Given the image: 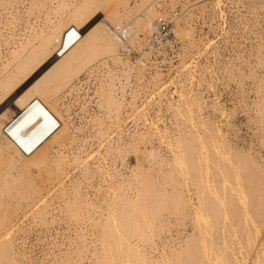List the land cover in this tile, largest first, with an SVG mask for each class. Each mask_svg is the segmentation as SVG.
<instances>
[{"label":"bare ground","instance_id":"6f19581e","mask_svg":"<svg viewBox=\"0 0 264 264\" xmlns=\"http://www.w3.org/2000/svg\"><path fill=\"white\" fill-rule=\"evenodd\" d=\"M21 1L0 0L2 5H12L5 10L10 9L7 12L15 19L20 17L13 6ZM154 1L28 0V30L7 49V57L0 59V264L25 260L16 235L23 227L22 218L30 217L36 224L48 226L54 222L55 209L73 225L74 232L49 264H264V158L254 155L256 150L253 153L248 148L245 138H238L231 114L221 107L213 104L214 109L202 116L207 101L196 87L199 81L196 89L183 84L192 71L183 70L185 78L178 77L184 82L175 99L177 104L166 106L174 117L175 132L170 134L169 156L165 157L163 151H146V146L142 150V144L161 134L158 127L154 132L138 130V119L144 116L136 113V101H144L147 95L142 99L140 89L126 100L128 81L116 83L109 66L97 88L96 109L87 108L86 101L79 103L76 97L79 110L67 102L74 81L92 65L104 67L107 60L114 64L119 61L120 43L112 28L143 45L158 15ZM202 5L214 7L211 0ZM41 6L47 10L33 15L32 9ZM256 18L261 19L259 12ZM177 31L186 34L183 26ZM193 41L187 42L188 53ZM263 51L259 50L261 65ZM144 68L141 63V81ZM176 68L203 69L184 61ZM154 74L151 80L159 78L157 71ZM256 75L251 76L256 82L255 95L264 94V75ZM178 79L174 80L176 84ZM217 98L209 100L214 103ZM261 101L249 103L264 117ZM214 112L225 115L227 130L223 131L211 117ZM73 114L80 119L79 125H74ZM255 121L263 124L258 126L257 141L264 147V120L260 117ZM228 129L234 132L232 137ZM86 130L94 134V155L87 151L94 141L90 145L78 142L75 156L65 151L64 147L75 144L74 134ZM116 159L127 161L128 170H116Z\"/></svg>","mask_w":264,"mask_h":264},{"label":"rangeland","instance_id":"374dc122","mask_svg":"<svg viewBox=\"0 0 264 264\" xmlns=\"http://www.w3.org/2000/svg\"><path fill=\"white\" fill-rule=\"evenodd\" d=\"M30 2V1H29ZM28 2V0H23V1H21L20 3H17L15 6H13V9H14V12L16 11V15H18V17H20V18H13V17H10L11 15H9L8 14V10L10 11V9H12V5L11 4H8V5H2L1 4V2H0V59H2L3 57L5 58V57H7V54H8V52H7V49L8 48H10V46H12V45H15V43L17 42V40L18 39H20V38H22L23 37V34H25L26 32H27V30H28V25H27V23H26V17H25V14H26V8L27 7H29V3ZM6 7H10V9H6L5 10V8ZM39 9H37V8H33L32 9V12H33V15H37V14H41L40 13V11H42V10H47L45 7H38ZM39 10V11H38ZM31 20H33V19H31ZM254 20V21H253ZM40 21V24H42L43 22H44V20H39ZM251 21H252V26H251ZM250 22H248L249 23V27H248V29H247V32L246 31H244V32H246V33H239L238 32V35L236 36V51H235V54H237V57H235V54H234V59H233V62L232 63H229V66H228V64H227V66L229 67V69H228V67L226 66V63H228V58H227V56H226V54H225V56H226V58L227 59H225V67H227L226 69H228V71L225 69V67L224 66H222L221 67V69L219 68V69H217V68H209V70H208V68H203V69H199V68H193L194 70H192V68L191 69H178V68H144V70H146V71H144L143 70V72H142V76H141V78H142V81H141V79H140V82H143V83H140L139 82V84L141 85V87H140V85H139V90L141 89V90H143V92L142 91H140V93H141V96L140 97H142V99H143V96H146L147 95V99L146 98H144L143 100L144 101H142V100H137L136 101V106L137 107H139V108H137L136 109V113L137 112H139V113H141V114H143V115H141L142 117L144 116V119L142 118V117H139V118H142V119H138L139 120V122H137L138 123V130H142V131H150V129H151V131H153V129H154V131H157L158 130V128H159V130H160V132H161V134L160 133H158V135L157 136H152L151 137V139L153 138V140H151L150 139V141L149 142H147V143H145V142H142V143H145V145L143 146V144L141 145L142 146V150L144 149V147L146 148V151H151V152H154V151H158V153L159 152H161L162 153V151H163V153L161 154V153H159V154H161L162 155V157H165V156H169V153H168V148H169V144H170V142L171 141H168L171 137H170V134H172V133H174L175 132V126H174V117L172 116V115H170L171 114V110H169L166 106H167V104H173V106L174 105H176L177 103H176V100L175 99H178V97H177V94L180 92V88L183 86V84L184 85H186V84H189V85H186V86H188V87H192V89L194 88V89H196V87H198L197 89L199 90V92L200 93H202L203 95H202V97L203 96H205V98L203 97V99L205 100V101H207V105H206V107L205 108H203V110L201 111V113H202V116H204L205 115V113L207 114V113H210L213 109H214V107H213V104H216V106H219V107H221L222 108V110H224L225 112H226V114L228 113V114H231V119H232V121H231V123H234V127L232 126V128H233V130H235V126H236V130H238V131H234V132H238V134H237V136H238V138L240 139V138H243L242 140L244 141L245 139V141H246V143H247V145H249V147L248 148H250L251 150H252V152L254 153V151H255V153H254V155H259V156H263V158H264V147L263 146H261L262 145V143H260V140L258 139V141H257V138L258 137H260V134L258 133V132H260V131H258L257 132V129L259 128V127H261V125H263V124H261V123H259L258 122V125L256 124V123H254V120H256L257 121V118H260L261 117V119H263L264 120V117H262L263 116V114H262V116H261V111H258L257 113L255 112V111H257L256 109H253L252 107H254L255 108V106H253L252 104L255 102V101H258L259 100V102L261 101V97H263L264 98V94H263V92L262 93H260L259 95H258V93H257V95H255V90H256V82L254 81V78L253 77H251V76H257L256 74H259V75H264V65H261L260 64V62H259V59L261 58V55H260V53H259V50L260 49H263L264 50V19H259V18H255V19H252ZM248 30L250 31V30H252V32H248ZM142 34H140L139 36H141ZM242 35V36H241ZM246 40V42L244 41V40ZM242 43V44H241ZM248 43V44H247ZM240 45V46H239ZM246 45V46H245ZM238 46V47H237ZM241 46H242V48H241ZM250 46V47H249ZM240 47V48H239ZM246 49H244V48ZM239 49V50H238ZM251 49V51H249ZM247 50H248V52H247ZM246 54V55H245ZM262 54H264V51L262 52ZM239 55V56H238ZM2 57V58H1ZM239 58H242L241 59V61H238V60H240ZM247 59V60H246ZM243 60V61H242ZM238 61V62H237ZM247 61H248V63H250L249 65L251 66H249L248 65V63H247ZM235 62V63H234ZM242 62V63H241ZM246 62V63H245ZM237 63V64H236ZM239 63H241V64H239ZM243 63H245V64H243ZM230 64H232V66H230ZM234 64H236L235 66V68H233V66H234ZM239 67H238V66ZM247 66H248V68H247ZM230 67L232 68V69H230ZM250 67V68H249ZM224 68V69H223ZM238 68L240 69V71L242 72H238ZM153 71H152V70ZM158 69H159V71L161 72V74H160V72L158 71ZM176 69V70H175ZM206 69V70H205ZM235 69V70H234ZM237 69V70H236ZM252 69V71H250V70ZM174 70V71H173ZM179 70V71H178ZM182 70V71H181ZM183 70L185 71V70H189V71H192V73L190 72V76L188 75V77H190V78H188V81L190 82V83H188V81H186V83H183L184 81H182L181 79H183V78H185V76H184V73H183ZM200 71V73L199 72H197V71ZM207 71V72H205V71ZM221 70V71H220ZM224 70V71H223ZM147 71H148V73H147ZM157 71V75H159L158 77L159 78H157V79H154L153 77V79L155 80H151L150 78H151V76H153V75H155L154 73ZM195 71H196V73H195ZM223 71V72H222ZM229 71H231V72H229ZM234 71V72H233ZM154 72V73H153ZM159 72V73H158ZM178 72H180V73H178ZM182 72V73H181ZM194 72V73H193ZM205 74H204V73ZM214 72V73H213ZM228 72L229 73H231V74H228ZM234 74H233V73ZM238 72V73H237ZM251 73V72H253L251 75L250 74H248V73ZM255 72V73H254ZM153 73V74H152ZM167 73V74H166ZM175 73V74H174ZM225 73V74H224ZM245 73H247V74H245ZM147 74V75H146ZM164 74V75H163ZM171 76H170V75ZM173 74V75H172ZM179 76H178V75ZM182 74H183V76H182ZM204 74V75H203ZM213 74V75H212ZM221 74H222V76H223V78H222V76H221ZM233 74V75H232ZM236 74V75H235ZM240 75V77L238 76V75ZM243 74H244V76H243ZM145 75V76H144ZM149 75V76H148ZM151 75V76H150ZM167 75V77H165ZM177 75V76H176ZM194 75V76H193ZM200 75V76H199ZM209 75V76H208ZM249 75H250V78L248 79V77H249ZM161 76V77H160ZM170 76V77H169ZM174 76V77H173ZM181 76V77H180ZM204 76H206V78L204 77ZM227 76L229 77L228 79H229V81H228V79H226L227 78ZM234 76H237L238 77V80H235V77ZM243 76V77H242ZM169 77V78H168ZM176 77V78H175ZM178 77L179 78H181V79H178ZM193 77H196V78H193ZM230 77H234V78H230ZM242 77V78H241ZM193 78V79H192ZM198 78V79H197ZM201 78V79H200ZM203 78V79H202ZM204 78H205V80H204ZM210 78H212L211 80L212 81H210ZM145 79H146V81H145ZM148 79V80H147ZM179 80L178 82H177V84H176V81L174 82V80ZM195 79V80H194ZM231 79V80H230ZM237 79V78H236ZM251 79V80H250ZM163 80H164V82H163ZM173 80V81H172ZM191 80V81H190ZM197 80V81H196ZM200 80H202V81H200ZM208 80V81H207ZM223 80V81H222ZM226 80V81H225ZM241 80V81H240ZM145 81V82H144ZM148 81V82H147ZM153 81V82H152ZM157 81H158V83H157ZM166 81V82H165ZM169 81H171L170 83H169ZM182 81V82H181ZM201 83V85H200V83ZM214 81V82H213ZM147 82V83H146ZM151 82V83H150ZM168 82V83H167ZM174 82V83H173ZM179 82H181V83H179ZM196 82H198V84L196 83ZM204 82H206V85H205V83ZM208 82V83H207ZM210 82H212L213 84H215V85H213L212 83L210 84ZM220 82V83H219ZM255 82V83H254ZM154 83V84H153ZM163 83H165V84H163ZM178 83L180 84L179 85V87H177V85H178ZM183 83V84H182ZM194 83V85H192ZM229 83V84H228ZM247 83V84H246ZM145 84V85H144ZM152 84L155 86L154 88L153 87H151L152 86ZM176 84V85H175ZM181 84H182V86H181ZM196 84L198 85V86H196ZM208 84V85H207ZM220 84V85H219ZM242 84V85H241ZM253 86H252V85ZM148 85V86H147ZM170 85V86H169ZM200 85V86H199ZM202 85H204V86H202ZM224 85V86H223ZM240 85H241V88H240ZM246 85V86H245ZM144 86H146L147 88H148V90H146L147 88H144ZM161 86L163 87V89L161 88ZM167 86V87H166ZM194 86H196V87H194ZM201 86H202V89H201ZM216 88H215V87ZM223 86V87H222ZM237 86V87H236ZM159 87V88H158ZM166 87V88H165ZM200 87V88H199ZM215 88V89H213V88ZM219 89H218V88ZM239 87V88H238ZM243 87V88H242ZM255 89H254V88ZM150 88H153L152 90L150 89ZM231 88H232V90H231ZM236 88V89H235ZM155 89V90H154ZM160 89V90H159ZM166 89V90H165ZM179 89V90H178ZM201 89V90H200ZM243 89V90H242ZM150 90V91H149ZM166 92H165V91ZM171 90H173V91H171ZM178 90V91H177ZM250 90V91H249ZM252 90H254V91H252ZM161 91V92H160ZM249 91V92H248ZM175 92H177V93H175ZM216 92V93H215ZM227 92V93H226ZM159 93H161L160 95H158ZM163 93V94H162ZM205 93V94H204ZM225 93V94H224ZM247 95H246V94ZM156 94V95H155ZM167 94V95H166ZM171 94H173L172 96H171ZM152 95H153V97H152ZM176 95V96H175ZM211 95V96H210ZM213 95V96H212ZM153 98V99H151V97ZM155 96V97H154ZM163 96H165V98L163 97ZM172 97L173 98V100L171 101V98H169V97ZM208 96H210L209 98H207ZM261 96V97H260ZM148 97H150V98H148ZM158 97H160V98H158ZM214 99H213V98ZM219 99H218V98ZM221 97H223V98H221ZM249 97V98H248ZM255 98V100H254V98ZM260 97V99H258V98ZM155 98H157V99H155ZM213 99V101L214 100H216V98H217V102L215 101L214 103L213 102H211L212 101V99ZM258 100H257V99ZM155 99V101H152V100H154ZM160 99H161V101H160ZM165 99V100H164ZM206 99H208V100H206ZM211 101H210V100ZM253 99V100H252ZM154 102L155 104H153L152 102ZM175 100V101H174ZM250 100V101H249ZM138 101H139V103H138ZM158 101V102H157ZM160 101V102H159ZM263 101V103H264V100H262ZM261 101V102H262ZM144 102V103H143ZM146 102V103H145ZM164 102H166V103H164ZM211 102V103H210ZM249 102H251V103H249ZM259 102H257V103H259ZM150 103V104H149ZM158 103V104H157ZM160 103H162V104H160ZM256 103V102H255ZM142 104H143V107H142ZM145 104V105H144ZM147 104V105H146ZM157 104V106H155ZM160 104V105H159ZM149 105V106H148ZM151 105H152V107H151ZM159 105V106H158ZM162 105V106H161ZM255 105V104H254ZM140 106L143 108H140ZM156 108H155V107ZM164 106H165V108H164ZM250 106H251V108H250ZM147 107H148V109H147ZM161 107V108H160ZM150 108V109H149ZM154 109V110H156V111H154L155 112V114H154V112L152 111V109ZM250 110H249V109ZM139 109V110H138ZM148 110V114H147V111H145V110ZM157 109H158V111L159 112H157ZM165 109H167V110H165ZM248 109V110H247ZM160 110H162L161 112H160ZM255 110V111H254ZM145 113H144V112ZM152 111V112H151ZM208 111V112H207ZM245 111H247V112H245ZM251 111H253V112H251ZM143 112V113H142ZM156 112H157V114H156ZM170 112V113H169ZM249 112H251V113H249ZM260 112V113H259ZM255 113V114H254ZM144 114H146V116L144 115ZM159 114V115H158ZM165 114V115H164ZM204 114V115H203ZM227 114V115H228ZM250 114V115H249ZM253 115V118H252V115ZM258 114L260 115L259 117H258ZM149 115H151V116H148ZM156 115H158V116H156ZM220 115V112H214V113H211V117L216 121V123H217V125L223 130V131H225V130H227V128H229L228 126H226V123H225V115L224 116H219ZM138 116V115H137ZM154 116H156V117H154ZM172 116V117H171ZM215 116V117H214ZM250 116V117H249ZM257 117V118H255V117ZM72 117H74L73 118V120H74V125H79L80 123H79V121H80V119H79V121H78V117L77 116H75L74 114H73V116ZM76 117V118H75ZM159 117V118H158ZM162 119H161V118ZM222 117V118H221ZM248 117V118H247ZM171 118V119H170ZM218 120H217V119ZM220 118V119H219ZM224 121H222V120ZM137 120V121H138ZM143 120V121H142ZM151 120V121H150ZM152 120H154V122L152 121ZM141 121V122H140ZM219 121V122H218ZM235 121V122H234ZM255 121V122H256ZM128 122H130V120L128 119ZM142 122H143V124H144V126H143V124H142ZM147 124H146V123ZM157 122H159L158 124H156ZM222 122V123H221ZM79 123V124H78ZM168 123V124H167ZM224 123H225V125H224ZM140 124L143 126H140ZM152 124V125H151ZM154 124V125H153ZM165 124V125H164ZM159 125V126H158ZM221 125V126H220ZM224 125V126H223ZM140 126V127H139ZM146 126H148L149 128H147V130H146ZM152 126V127H151ZM166 126V127H165ZM223 126V127H222ZM259 126V127H258ZM156 127H158L157 129H156ZM252 127H254L253 129H252ZM145 128V129H144ZM163 128V129H162ZM171 129V132H170V129ZM232 128H230V129H232ZM156 129V130H155ZM230 129H228L229 130V132H230V134H231V136L230 137H232V135H233V131H230ZM256 129V130H255ZM140 130V131H141ZM255 130V131H254ZM259 130V129H258ZM88 130H86V132L85 133H78V134H74V133H72V134H74V136H75V140H76V142H75V144L74 145H72V146H69V147H64V148H66L65 149V151H67V152H69V153H72L74 156L75 155H77L78 153H79V149H78V145H77V143L78 142H84V141H86V142H88V144L90 145V144H92V142L95 140V138H93V136L92 135H94V134H90L89 133V131L87 132ZM153 131V132H154ZM165 131V133L166 134H164L163 132ZM169 131V132H168ZM173 131V132H172ZM257 132V133H256ZM159 134L161 135V136H159ZM165 136H164V135ZM167 134H169V135H167ZM159 136V138L157 139V137ZM163 136V138L161 139V137ZM240 136V137H239ZM81 138V139H80ZM166 138V139H165ZM245 138V139H244ZM94 139V140H93ZM157 139V140H156ZM166 140V142L163 140L162 142H161V140ZM249 139H253L252 141L251 140H249ZM171 140V139H170ZM154 141V142H153ZM151 142H153V144L151 143ZM169 142V143H168ZM164 143H166V144H164ZM236 143V142H235ZM261 145H260V144ZM73 144V143H72ZM87 144V145H88ZM155 144V145H154ZM161 144H162V146H161ZM169 146H168V145ZM96 144H95V141H94V144H93V147L92 146H90V147H87V148H89L87 151H89V153H90V151H93V152H91V154L92 155H94V151L95 150H97L96 149V147L97 146H95ZM153 145V146H152ZM155 146V147H154ZM166 146V147H165ZM149 147V148H148ZM258 147V148H257ZM262 147V148H261ZM246 148H247V146H246ZM254 150H253V149ZM162 149V150H161ZM166 149V150H165ZM165 150V151H164ZM167 151V152H166ZM260 153H259V152ZM258 152V153H257ZM83 154V156L85 155L84 154V152L82 153ZM164 155V156H163ZM86 159H88V158H86ZM89 159H90V157H89ZM108 161V160H107ZM118 161V162H117ZM115 163H116V165H115ZM124 162H121L120 160H118V159H116V161L114 160V162H113V164H114V166H117L116 167V170H118L119 172H125V171H127L128 170V163H127V161H126V163L128 164H126V163H124ZM108 165V164H107ZM109 166V165H108ZM127 166V167H126ZM125 168L127 169V170H125ZM56 200V199H55ZM54 199H53V201H55ZM56 202V201H55ZM56 211V212H55ZM55 211H53L54 213V219H51V220H54V222L53 221H50V223L51 224H48V226L47 225H45V226H41V225H38V224H36L35 222H33L32 221V219L30 218V217H26V218H22V223L20 224V226H23V227H21V230H20V232H18V233H16V235H17V237L18 238H20V237H23V238H21V239H18L17 238V242H19L20 243V245H19V248L21 249V251L24 253V254H26V256H25V260H24V262L23 263H19V264H49L50 263V258H52L53 257V255L54 254H56V253H58V251H59V249L61 250V249H64L65 248V246H66V243H67V239H68V237H70V236H72L71 234H73V230H74V227H73V225H71V223L70 222H68V220L64 217V216H62L63 214L61 213V212H59V210H58V212H57V209H55ZM58 214V215H57ZM60 214V215H59ZM62 217V219H60ZM64 217V218H63ZM70 223V224H69ZM24 224V225H23ZM69 224V225H68ZM68 226V227H67ZM72 226V227H71ZM73 228V229H72ZM92 237V235L90 234L89 235V237ZM22 240V241H21ZM23 245V246H22ZM22 246V247H21ZM27 257V258H26Z\"/></svg>","mask_w":264,"mask_h":264},{"label":"built area","instance_id":"2783aa9c","mask_svg":"<svg viewBox=\"0 0 264 264\" xmlns=\"http://www.w3.org/2000/svg\"><path fill=\"white\" fill-rule=\"evenodd\" d=\"M211 1L213 8L202 5L206 0H155L153 7L158 15L142 46L112 28L120 43L119 61L114 64L107 60L104 67L92 65L74 81L67 102L74 110H79L76 97L79 103L86 101L87 108L96 109L97 88L108 69L112 70L116 83L128 81L124 91L127 100L139 90L141 63L145 68H176L184 61L191 67L219 68L225 65L226 56L232 63L238 32L245 33L248 22L256 18L258 12L264 19V0ZM182 26L186 29L184 35L177 31ZM191 40L194 44L188 53L187 42Z\"/></svg>","mask_w":264,"mask_h":264}]
</instances>
